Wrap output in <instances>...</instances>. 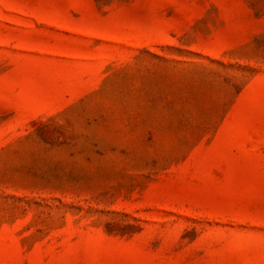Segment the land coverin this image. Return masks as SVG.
Returning <instances> with one entry per match:
<instances>
[{
  "label": "rangeland",
  "instance_id": "374dc122",
  "mask_svg": "<svg viewBox=\"0 0 264 264\" xmlns=\"http://www.w3.org/2000/svg\"><path fill=\"white\" fill-rule=\"evenodd\" d=\"M0 264H264V0H0Z\"/></svg>",
  "mask_w": 264,
  "mask_h": 264
}]
</instances>
